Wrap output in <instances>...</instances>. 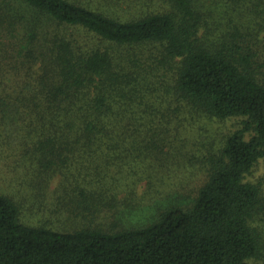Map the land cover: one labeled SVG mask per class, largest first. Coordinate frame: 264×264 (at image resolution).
<instances>
[{"label": "trees", "instance_id": "trees-1", "mask_svg": "<svg viewBox=\"0 0 264 264\" xmlns=\"http://www.w3.org/2000/svg\"><path fill=\"white\" fill-rule=\"evenodd\" d=\"M221 1L236 14L208 37L203 0L123 20L73 0H0V162L16 180L46 194L61 178L58 200L86 216L113 166L164 168L184 134L206 173L191 202L130 229L28 224L0 188V264H264V199L246 179L264 159V59L240 23L262 24L264 0ZM235 118L224 138L192 133Z\"/></svg>", "mask_w": 264, "mask_h": 264}, {"label": "rangeland", "instance_id": "rangeland-1", "mask_svg": "<svg viewBox=\"0 0 264 264\" xmlns=\"http://www.w3.org/2000/svg\"><path fill=\"white\" fill-rule=\"evenodd\" d=\"M92 9L123 20L131 14L140 11L156 12L164 7V0H73ZM203 11L207 19L204 28L208 37H216L225 29L228 17L236 13L221 0H203ZM240 23L253 32V39L260 45V55L264 59V20L256 26L251 17H240ZM254 26V27H253ZM250 28V29H248ZM239 119H230L224 122H209L200 120L192 131L210 132L217 138L236 130ZM184 139L174 142L172 155L164 168L150 157H142L137 161H130L124 167L113 166L110 174L116 176L117 182L108 184V192L102 197L90 200L94 205L92 211L75 217L70 213L71 201L69 198L58 200L56 193L61 178H54L48 189L40 194L38 189L27 187L24 174L15 179L12 163L5 160L0 162V188L12 194L21 207L22 221L38 225L47 221L56 227L74 230L84 226H100L102 229H130L140 228L154 222L161 210L174 205L188 204L192 201L196 190L205 182L206 173L202 159L204 150L194 147V135L184 134ZM198 144V143H197ZM167 149V146L165 147ZM139 177V179H138ZM141 177V178H140ZM257 185L264 199V159L258 161L252 172L246 178ZM28 180V179H27ZM92 190L99 188L96 185ZM105 189V188H104ZM255 220V224L264 233V211Z\"/></svg>", "mask_w": 264, "mask_h": 264}]
</instances>
